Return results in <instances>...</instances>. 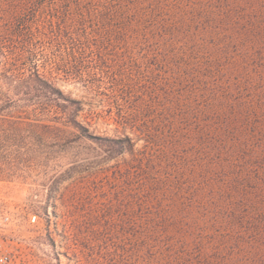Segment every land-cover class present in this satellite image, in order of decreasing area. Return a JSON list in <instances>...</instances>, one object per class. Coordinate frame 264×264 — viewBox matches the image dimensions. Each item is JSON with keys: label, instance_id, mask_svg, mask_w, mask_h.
Instances as JSON below:
<instances>
[{"label": "rangeland", "instance_id": "obj_1", "mask_svg": "<svg viewBox=\"0 0 264 264\" xmlns=\"http://www.w3.org/2000/svg\"><path fill=\"white\" fill-rule=\"evenodd\" d=\"M213 14L214 35L202 25ZM162 25L176 38L162 40ZM210 63L236 89L224 90L232 162L241 129L246 144L264 140V110L245 106L248 83L264 81V0H0V235L19 264H223L252 252H226L227 227L194 218L197 192L216 189L202 150L223 140L212 128L195 141L208 109H196L194 70ZM50 84L79 101L91 138ZM122 135L137 152L112 156L102 139ZM258 235L245 238L263 250Z\"/></svg>", "mask_w": 264, "mask_h": 264}, {"label": "trees", "instance_id": "obj_2", "mask_svg": "<svg viewBox=\"0 0 264 264\" xmlns=\"http://www.w3.org/2000/svg\"><path fill=\"white\" fill-rule=\"evenodd\" d=\"M127 1L128 0H124V2ZM121 10L120 12H122ZM83 11L88 15L92 14V11L87 8H84ZM97 16L99 17L100 22H106L105 15L100 14V16ZM214 16L215 14L211 15V17L206 15L203 16V18H207L205 25L200 20L202 25L205 26L206 32H214L212 35H214L215 30H218L219 28V22L217 20H221V17ZM123 17L124 14L119 18V21H123ZM161 28L164 29V31L162 29H159L158 31L162 34L160 35V37L162 36V40L166 37L169 38V35L171 36V34L174 35L175 38L178 35L177 31L168 32L165 25H162ZM217 36L222 42L224 41L222 34L219 35V33H217ZM170 41L173 42L172 39ZM215 50L219 56V54L223 55L226 49L217 47ZM260 57H262V55H260ZM217 63L206 64L202 69L197 67L194 70L196 71V79L200 89V93L195 95V99L197 104L203 102L201 106H196V109H208V112L206 113L207 119L204 121L206 124L203 128H197V137L195 141H198L200 136L209 135L210 132L205 133V131H211L212 128L220 131L223 135V140H221L218 137L213 138L211 134V139L206 145H204L205 147L202 150L205 162L212 165V167H216L211 178L216 189L209 192H197V198L203 201L198 202L199 205L195 208L194 218L195 221H198L199 219L202 220L201 218H203V220L212 219L211 224H215V226L220 220L218 226L221 225L227 227L229 236L225 238L226 247H223L222 245L226 252L234 250L240 251L242 248H248L252 251H247L249 253L244 256H241L242 252H240V257L238 259L227 257L223 264H264V249L259 250L253 246L255 239L253 241H251V239L248 241L245 238L247 235H255L257 233L261 236L264 232V203L263 205L260 203L261 199H264V140H258L257 138L252 137L251 143L246 144L249 131L246 127L245 129H241L240 135L242 134L243 138L239 144L240 146L238 145L236 147L233 161H229L233 152L232 149H229V146L225 144L226 141L224 140L231 141V143L228 144L232 148L233 145L231 144L234 141L233 139L236 130L230 128L231 126L229 123L234 120L226 117L225 110H227V108L224 105H226L227 101H232L235 97H232L231 99L228 96L230 93L224 91L225 88H227L225 82L229 80L230 77H225L224 73L221 71L222 68L216 69ZM212 79L217 80L215 84L209 82L210 80L212 81ZM229 85H231V87L227 88V90L234 92L231 89H235V86L230 82L228 86ZM47 88L53 101L56 102L61 99L67 102V106L74 107L75 112L73 113V116L69 117V124L78 130L84 131L86 137L91 138L74 117L80 109L79 101L64 97L61 91L53 84L47 85ZM238 89H241V87ZM246 89L250 94L248 99H246L250 100L247 101L248 103L245 105L246 110L247 107L250 108V103L258 105L260 109L264 110V81L248 83ZM203 104L206 105L203 107ZM230 104H233V102H230ZM231 109L233 108L231 107ZM196 112L201 111L198 110ZM261 132L262 134L260 135L257 134L258 132L253 131L254 134L260 135L262 138L264 135V129H262ZM56 139L57 137H54V141H56ZM102 140L107 144V148H109L108 150L112 156H122L125 153L133 155L137 152V150L135 151L134 149V144L131 138L127 135H122V137L116 138L106 137ZM174 149L176 148L174 147ZM259 207H261V209H259ZM190 236L191 242L197 245L198 238L195 237L194 232ZM215 253L217 254V251ZM242 258L246 259L242 260ZM183 262L184 264L193 263L190 260L184 259ZM199 264L205 263L200 262Z\"/></svg>", "mask_w": 264, "mask_h": 264}, {"label": "built area", "instance_id": "obj_3", "mask_svg": "<svg viewBox=\"0 0 264 264\" xmlns=\"http://www.w3.org/2000/svg\"><path fill=\"white\" fill-rule=\"evenodd\" d=\"M9 245V242L0 235V264H19L15 252L10 249Z\"/></svg>", "mask_w": 264, "mask_h": 264}]
</instances>
